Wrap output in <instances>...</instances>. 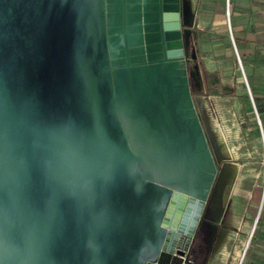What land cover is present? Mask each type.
I'll return each instance as SVG.
<instances>
[{
  "label": "water",
  "instance_id": "95a60500",
  "mask_svg": "<svg viewBox=\"0 0 264 264\" xmlns=\"http://www.w3.org/2000/svg\"><path fill=\"white\" fill-rule=\"evenodd\" d=\"M190 32L183 0H0V264H193Z\"/></svg>",
  "mask_w": 264,
  "mask_h": 264
},
{
  "label": "rangeland",
  "instance_id": "374dc122",
  "mask_svg": "<svg viewBox=\"0 0 264 264\" xmlns=\"http://www.w3.org/2000/svg\"><path fill=\"white\" fill-rule=\"evenodd\" d=\"M227 10L228 0L216 3H210L209 0H183L184 26L186 32L194 30L193 40L203 56L200 59L205 69V86L208 94L217 98L221 108L219 117L207 111L204 98L194 96V101L215 155L218 171L227 165L231 166L230 170H234L238 162L241 175L237 182L239 186L235 187L230 198L226 196L228 208L224 219L217 221L213 206H207L191 250V257L196 258L195 264H243L244 261V264H257L252 262L253 257L264 258V240L259 235L262 231L260 225H264V116L260 109L261 101L256 95L261 91L253 90L249 83L248 69L237 49ZM216 13L224 19L221 25L226 28L222 52L227 54L223 57L228 56V49L233 52L229 63L218 60L215 52L209 49V43L216 39L213 28ZM196 85L192 82L194 91L197 90ZM229 190L226 193L230 195ZM231 207H234L233 219H229ZM223 212L218 220L224 216ZM217 222V235L212 242L213 227ZM250 235L249 246L244 249L242 242ZM226 241L230 251L228 260L226 253L220 249V245ZM238 249L244 251V256L242 259H233Z\"/></svg>",
  "mask_w": 264,
  "mask_h": 264
},
{
  "label": "crops",
  "instance_id": "0c3cea01",
  "mask_svg": "<svg viewBox=\"0 0 264 264\" xmlns=\"http://www.w3.org/2000/svg\"><path fill=\"white\" fill-rule=\"evenodd\" d=\"M221 1L223 0H209L210 3H216ZM227 12L230 18L231 32H233V34L235 35L234 36L235 43L238 45L237 49H239L240 55H242L243 58V62L248 69L247 75H248L249 83L250 85H252L253 90L261 91V93H256V95L258 99L261 101L260 109H261V113L264 116V0H228ZM219 15L220 14L216 13L215 23L213 24L214 25L213 28L215 29V33H216L215 34L216 39H213V41L209 43V47H210L209 49L215 52V55L217 56L218 60H221L223 62L226 61L229 63L233 58L232 57L233 52L231 49H228V56L223 57V55L227 54V52H222L224 46V42L222 41V39H223V34H225L224 30H226V28L221 25L224 24L223 23L224 19L222 17L220 18ZM218 51L221 52L218 53ZM219 55L222 56L219 57ZM199 57L202 58L203 56L200 55L199 53ZM255 66L256 67L258 66L257 69H255ZM201 68H202L203 77L201 78L200 82H197L198 85L197 90L196 91L193 90L194 96L195 97L200 96L204 98L207 111L219 117V114L221 112L220 105L217 102L216 100L217 98L215 95L208 94L205 86V69L203 65H201ZM242 178H244V176ZM237 184L239 183L234 184L233 187L230 186L231 187L230 190L232 191L229 190V193L230 192L231 194L233 193L235 187L239 186ZM228 197L230 198L231 195L230 196L228 195ZM226 206L228 208V202L226 203ZM227 208L225 214L227 212ZM233 212H234V207H231V212H230L232 215L231 219L234 218ZM224 217L225 215L220 220L217 219L216 220L221 221L222 219H224ZM260 228H261L260 230L262 231L259 233V235L260 238L264 240V225L263 226L260 225ZM238 229H240V227H238ZM217 230H218V226L214 225L212 242L216 238ZM223 243L226 244V247L228 249L227 246L228 243L227 242H223ZM223 243L220 245V249L222 250H223L222 248ZM225 256L228 260L230 256L229 250H228V254L226 253ZM238 257L239 256L237 255V251H236L235 255H233V259H237ZM195 259L196 258L191 257L193 264L196 261ZM245 262L246 261H244V263ZM252 262L257 264H264V258L255 256L252 258ZM232 263H234L233 260Z\"/></svg>",
  "mask_w": 264,
  "mask_h": 264
},
{
  "label": "bare ground",
  "instance_id": "6f19581e",
  "mask_svg": "<svg viewBox=\"0 0 264 264\" xmlns=\"http://www.w3.org/2000/svg\"><path fill=\"white\" fill-rule=\"evenodd\" d=\"M230 167H231L230 165H227L224 169L221 168V170L223 169L222 171L220 170L221 173L219 172L220 173V176H218L219 177V179H218L219 183L217 182L218 184L216 185L215 193L213 195L212 204H211L213 206V209H214L215 219H217L218 217L219 218L221 217L223 210H224L223 215H225V211L227 208V206L225 207L226 202H227L226 191H227V189H230L231 187H233V185L239 181L240 176H241L240 171H239L240 165L238 162L235 164V167L233 166L234 170L233 169L230 170ZM230 191H232V190H230ZM230 195H231V192H230ZM231 217H232V215L230 213L229 219H231ZM250 238H251V235L249 236V238L243 240L242 243L244 245V249H246L249 246ZM222 248H223L224 252L228 254V249H227L225 243H223ZM237 255L240 257V259H242L244 256V251L241 249H238Z\"/></svg>",
  "mask_w": 264,
  "mask_h": 264
},
{
  "label": "built area",
  "instance_id": "2783aa9c",
  "mask_svg": "<svg viewBox=\"0 0 264 264\" xmlns=\"http://www.w3.org/2000/svg\"><path fill=\"white\" fill-rule=\"evenodd\" d=\"M194 35H193V31L190 32V36L188 38V50H189V54L187 56H185V63L187 68L189 67L191 73H193V80L195 82H200L201 78L203 77L202 74V68H201V60L199 57V51L196 45V42L193 40ZM193 51L196 52V59H193L192 54ZM239 54V53H238ZM190 261L192 262V260L190 259Z\"/></svg>",
  "mask_w": 264,
  "mask_h": 264
},
{
  "label": "flooded vegetation",
  "instance_id": "af4514ba",
  "mask_svg": "<svg viewBox=\"0 0 264 264\" xmlns=\"http://www.w3.org/2000/svg\"><path fill=\"white\" fill-rule=\"evenodd\" d=\"M194 83L197 84V82H195V81H194ZM197 87H198V85H196V89H197ZM195 91H196V90H195ZM216 164H217V161H216ZM217 166H218V165H217ZM213 184H214V182H213ZM212 191H213V188H211L210 193H209L210 198H211V196H212ZM198 232H199V229H198ZM194 264H195V263H194Z\"/></svg>",
  "mask_w": 264,
  "mask_h": 264
}]
</instances>
